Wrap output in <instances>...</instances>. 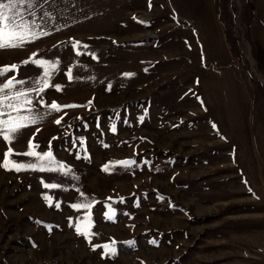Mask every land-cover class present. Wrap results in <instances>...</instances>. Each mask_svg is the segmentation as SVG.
<instances>
[{"label":"rangeland","instance_id":"1","mask_svg":"<svg viewBox=\"0 0 264 264\" xmlns=\"http://www.w3.org/2000/svg\"><path fill=\"white\" fill-rule=\"evenodd\" d=\"M24 7L0 95L32 104L0 120L38 119L0 135V264H264V0Z\"/></svg>","mask_w":264,"mask_h":264},{"label":"snow or ice","instance_id":"2","mask_svg":"<svg viewBox=\"0 0 264 264\" xmlns=\"http://www.w3.org/2000/svg\"><path fill=\"white\" fill-rule=\"evenodd\" d=\"M35 5V0H0V49L7 48H17L23 46L25 43L31 42L32 39L36 37V33L32 30L34 26L38 27L35 24V20H29L27 16H25V7L31 8ZM29 15H33V13H29ZM42 35H47L46 32H41ZM29 61H24L23 63H28ZM36 64L43 63L42 61H34ZM17 65H5L0 67V76H3L5 73L13 71L17 69ZM48 73H45L47 76ZM14 83H24L22 80H16L15 77H11L7 80L6 83L0 85V93H2L5 89H10L14 86ZM44 87H48L47 83L44 84ZM29 91H36L37 93L43 91V88L39 89H31ZM12 101H18L19 104L12 103ZM7 102V104H5ZM43 103V101H41ZM32 100L28 97V93L25 91H17L13 95H0V108L7 107L14 111L19 112L20 108L31 105ZM52 109L59 111L60 105H57L55 102L50 106ZM64 107H72L71 105H66ZM30 110V109H29ZM2 114V113H0ZM37 117H18V118H10L9 120H0V127L7 129L5 132H0V135H3L4 138L10 139V133H17L22 130L27 124H34L37 122ZM27 121V123H24ZM56 123H60V120H57ZM30 147H33L30 144ZM11 149H9V153H11ZM6 154V156L8 155ZM24 155L36 156L40 160H51L52 153L47 152L43 155L36 153L35 151H29L28 153H24ZM120 163L131 164L132 161H122ZM5 167L8 166V163H5ZM13 167L16 168L17 171L20 170L21 165H16L13 163ZM29 167H35L34 165H29ZM43 170V169H41ZM46 187H58V185L51 184L46 185ZM73 207H84L90 208L91 205H74ZM80 229H78L79 231ZM105 247H108L107 245Z\"/></svg>","mask_w":264,"mask_h":264}]
</instances>
